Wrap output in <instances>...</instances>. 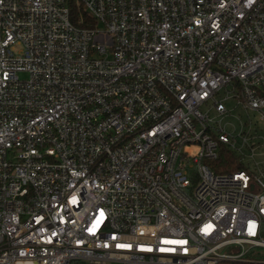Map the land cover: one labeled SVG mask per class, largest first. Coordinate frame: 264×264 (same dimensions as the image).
<instances>
[{
  "label": "built area",
  "instance_id": "built-area-1",
  "mask_svg": "<svg viewBox=\"0 0 264 264\" xmlns=\"http://www.w3.org/2000/svg\"><path fill=\"white\" fill-rule=\"evenodd\" d=\"M73 1L87 21L70 0H0V264L264 248V170L243 161L264 129L218 121L228 102L264 111V0ZM224 147L242 170L215 172Z\"/></svg>",
  "mask_w": 264,
  "mask_h": 264
},
{
  "label": "rangeland",
  "instance_id": "rangeland-1",
  "mask_svg": "<svg viewBox=\"0 0 264 264\" xmlns=\"http://www.w3.org/2000/svg\"><path fill=\"white\" fill-rule=\"evenodd\" d=\"M21 79H27V75H21ZM229 112L226 117H220L218 121L221 122V125L225 128L228 134L230 135H240L244 132H253L254 130H263L264 129V121L262 120V116L264 111L254 112V111H246L240 108H235L232 102H228L226 104ZM215 114L211 113V117L215 118ZM244 163L251 169H254L256 165H259L260 169L264 170V147L256 150L255 154L249 150L244 149Z\"/></svg>",
  "mask_w": 264,
  "mask_h": 264
},
{
  "label": "trees",
  "instance_id": "trees-1",
  "mask_svg": "<svg viewBox=\"0 0 264 264\" xmlns=\"http://www.w3.org/2000/svg\"><path fill=\"white\" fill-rule=\"evenodd\" d=\"M72 7V14L74 21H77L82 15L87 21V16L83 11L75 6V2L70 0ZM243 169V161L236 156L232 151L223 148L220 154L219 161L215 165V172L217 173H232ZM262 239L264 240V228L262 232ZM73 264H88L85 262H74ZM218 264H264V248L250 249L240 262H220Z\"/></svg>",
  "mask_w": 264,
  "mask_h": 264
}]
</instances>
